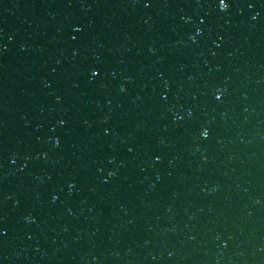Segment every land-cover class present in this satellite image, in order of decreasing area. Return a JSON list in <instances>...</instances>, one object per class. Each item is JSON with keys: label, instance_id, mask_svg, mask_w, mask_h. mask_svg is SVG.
Returning <instances> with one entry per match:
<instances>
[{"label": "water", "instance_id": "95a60500", "mask_svg": "<svg viewBox=\"0 0 264 264\" xmlns=\"http://www.w3.org/2000/svg\"><path fill=\"white\" fill-rule=\"evenodd\" d=\"M226 2L0 0V264H264V0Z\"/></svg>", "mask_w": 264, "mask_h": 264}, {"label": "snow or ice", "instance_id": "6c2138e0", "mask_svg": "<svg viewBox=\"0 0 264 264\" xmlns=\"http://www.w3.org/2000/svg\"><path fill=\"white\" fill-rule=\"evenodd\" d=\"M218 4H219V7L224 10V9H227L228 7V3L226 2V0H218ZM251 7V5H249ZM80 29H76V31H79ZM98 73L97 72H93V75H97ZM217 99H219V97H217ZM209 135L208 131H204L202 132V136H204L205 138H207V136Z\"/></svg>", "mask_w": 264, "mask_h": 264}]
</instances>
